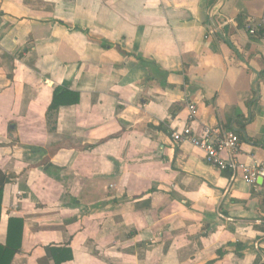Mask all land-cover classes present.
<instances>
[{"label":"crops","instance_id":"obj_1","mask_svg":"<svg viewBox=\"0 0 264 264\" xmlns=\"http://www.w3.org/2000/svg\"><path fill=\"white\" fill-rule=\"evenodd\" d=\"M57 87L78 101L50 109ZM187 125L264 163V0H0L9 264H264V179L175 143Z\"/></svg>","mask_w":264,"mask_h":264},{"label":"built area","instance_id":"obj_2","mask_svg":"<svg viewBox=\"0 0 264 264\" xmlns=\"http://www.w3.org/2000/svg\"><path fill=\"white\" fill-rule=\"evenodd\" d=\"M245 29L250 34L256 33L258 27L255 20L249 19ZM187 108L189 122H191L196 113L195 104L188 102ZM172 139L175 143L186 141L191 143L202 151L208 165L219 170H230L233 176L239 174L245 182L251 185L255 186L259 177L264 179V163L247 164L238 159L239 138L233 132L219 133L205 128L200 133H196L191 125H187L182 130L174 131Z\"/></svg>","mask_w":264,"mask_h":264},{"label":"trees","instance_id":"obj_3","mask_svg":"<svg viewBox=\"0 0 264 264\" xmlns=\"http://www.w3.org/2000/svg\"><path fill=\"white\" fill-rule=\"evenodd\" d=\"M78 101V94L75 92H71L67 89L63 88H55L53 93L52 102L49 106L50 109H57L60 105L65 104H72L76 103ZM9 180V177L3 174L0 171V212H1V202H2V192H3V186L4 184ZM11 222H9L8 226V236H7V242L5 245H0V264H9L12 257L15 255L19 248V239L17 241H14L12 237L11 231ZM46 256L45 260L49 259L48 257L52 256L54 264H61L63 261V258H61V254L58 255V250H53L51 248H46ZM43 261V260H42ZM41 261V263H42Z\"/></svg>","mask_w":264,"mask_h":264}]
</instances>
